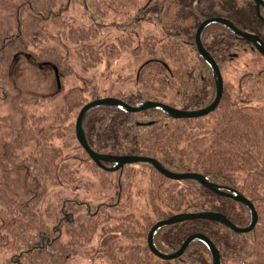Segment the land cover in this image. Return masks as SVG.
<instances>
[{"label":"trees","instance_id":"trees-1","mask_svg":"<svg viewBox=\"0 0 264 264\" xmlns=\"http://www.w3.org/2000/svg\"><path fill=\"white\" fill-rule=\"evenodd\" d=\"M74 6L82 12L71 17ZM0 11L11 14L0 19V89L2 100L17 111L0 116V184L8 191L0 193V251L10 255L2 264H70L80 254L98 260L102 255L87 248L99 232L104 253L112 250L105 253L104 264H213L210 249L200 240L176 259L157 257L147 242L151 228L178 213L205 211L222 213L244 228L251 222L249 209L196 180L170 179L147 162L127 164L118 171L100 167L76 136L79 111L101 97L99 85L89 78L68 88L64 77L75 73L72 47L83 70L125 54L143 56L133 89L117 97L130 105L151 100L180 110L203 109L214 100L216 84L212 68L198 51V27L208 18L223 17L264 42V7L260 17L253 0H0ZM142 24L155 26V33L141 37ZM50 27L56 29L54 34ZM108 28L117 32L109 44L100 40ZM202 43L222 74L235 60L249 56L247 71L235 83L224 79L214 111L174 118L157 108L126 112L102 107L85 117V135L97 153L153 157L172 172L200 173L236 189L252 201L259 215L249 232H235L210 219L164 226L155 235L162 252L173 253L188 237L202 233L218 248L221 264H264V55L222 24L208 26ZM13 68L18 70L16 83L26 94L13 96L7 88ZM54 83L56 91L39 96ZM57 96L62 104L52 116L23 110ZM208 124L215 130L213 138L194 139L192 125L208 131ZM70 134L94 163L100 186L116 189L107 202L64 194L66 184L76 180L66 161V150H76L64 145ZM22 166L34 178V185L23 191ZM129 166L148 170L146 214L136 215L126 203L133 177L126 171Z\"/></svg>","mask_w":264,"mask_h":264},{"label":"rangeland","instance_id":"rangeland-1","mask_svg":"<svg viewBox=\"0 0 264 264\" xmlns=\"http://www.w3.org/2000/svg\"><path fill=\"white\" fill-rule=\"evenodd\" d=\"M16 1L19 2L20 0ZM81 12L82 10L80 9V7L78 9L77 6H74V8L70 9L69 14L71 17H73L74 15L77 16ZM10 17L11 14L0 11V19ZM107 19L112 20V17H109ZM49 30L50 32H52V34H54V32L56 31V29L51 27ZM155 31V26L150 24H142L139 29V34L141 37H144L150 34H154ZM116 33L117 32L114 29L108 28V30H104L100 40L104 39L106 40L105 42L109 44L111 40H113ZM100 40L98 39L96 42L100 43ZM52 45L56 46L55 43H52ZM58 48L61 52L65 53V51L61 47ZM144 59L145 57L143 56L135 57L125 54L117 60L114 59L110 60L109 62H103L95 69L83 70L79 64L78 58L74 54L72 47L70 61L74 66L75 73L74 75L64 77V85L68 88L72 86H78L82 84L83 79L92 78L93 82L99 85L98 87L101 93L100 98L117 97L118 93H129L133 89L136 70ZM249 63V56L243 57L240 60H235V62H233L225 70L223 74L224 79L227 82L235 83L237 78L242 75L244 71H247V66ZM13 69L14 70L10 76V79L6 81L7 88L12 90L13 96L26 94V92L22 91L16 83L18 70H16L15 68ZM56 90L57 86L54 83L50 87H47L45 88V90L39 92V96L54 92ZM33 95L36 97V94L34 92ZM3 96L4 95L2 93V90L0 89V116L16 114L17 111L13 107V105H11L8 101L2 100ZM61 104L62 99L60 96H57L51 102H45L40 107L39 105L37 107L29 106L25 107L23 110L25 112H28L27 110H37L39 113H44L48 116H52L53 114H55V112H57V110H59ZM211 125H209L210 130L208 131L199 130L198 128H194V125H192L190 131L194 139H201V137H204L205 139L213 138V131L215 130L213 129V127H210ZM65 141V146L69 145V147L73 146L75 148L77 145L75 137H73V135L71 134L66 136ZM29 149L30 146L27 148V150ZM75 149L76 150H66V154L68 155L66 161L68 163V166L75 171L76 180L74 183L66 184L67 190H65L64 194L75 197L76 199L79 198L81 200H92V202L96 204L107 202L112 194V190L115 191L116 189L100 186L98 177L99 172L96 169L94 163L90 161L89 158H86V156L82 154L81 150H79L78 147H76ZM126 171L133 172V177L130 175L132 178V183L129 184L130 196L129 199L126 200L129 210L134 212L136 215L146 214L149 211L147 197L149 194L150 184L149 177L146 173L148 172V170L145 167L129 166L128 168H126ZM19 176L22 179L21 191L27 188V186L31 187L34 185V178L29 176L28 171L25 167H20ZM0 193H8L6 186H4L3 184H0ZM99 237L100 232L99 234H97V237L93 240V242L88 246L87 249H90L91 251L93 250V253H100L103 258L93 260L80 254L73 257L70 261V264H104L105 260L107 261V256H105L107 254L105 253L109 254L112 250H107V252L104 253V249L100 246L101 239ZM9 256L10 255L7 251H0V264H2L5 258ZM97 256L98 254L94 255V257Z\"/></svg>","mask_w":264,"mask_h":264},{"label":"water","instance_id":"water-1","mask_svg":"<svg viewBox=\"0 0 264 264\" xmlns=\"http://www.w3.org/2000/svg\"><path fill=\"white\" fill-rule=\"evenodd\" d=\"M256 3V9L258 16H261L260 9L264 7L263 0H253ZM212 24H222L226 26L230 31H232L235 35L242 37L243 39L252 42L256 49L264 55V42L263 40L254 33H250L247 31H241L238 29L229 19L223 17H212L208 18L201 23L196 31V44L198 47L199 54L205 61L209 64L212 68L213 77L216 84V95L214 100L210 105L203 109L199 110H180L177 108L172 107L166 103L157 102V101H144L137 105H130L125 102L123 99L118 97H105V98H97L89 101L86 103L81 110L76 119V136L84 148V150L89 154L92 160L98 164L103 169H107L110 171H118L123 168L127 164L138 163V162H147L152 164L159 172H161L166 177L173 179V180H188L193 179L201 183L203 186L210 188L211 190L219 193L220 195L230 197L236 201L243 203L251 213V222L247 227L241 228L233 224L224 214L219 212H201V213H178L173 215L170 218L159 220L156 222L153 227L151 228L148 234V246L150 250L159 258L165 260L176 259L180 257L190 246V244L196 240H200L204 242L207 247L210 249L212 256H213V264H221V257L218 248L215 244L204 234L202 233H195L188 237L182 244V246L173 253H165L162 252L155 244V234L158 230H160L164 226H168L171 224H176L179 222L193 220V219H210L216 222H220L223 225L229 227L231 230L235 232H249L255 228L258 223L259 215L256 211V208L252 201L242 195L239 191L229 187H222L214 182H212L206 176L196 173V172H187V173H176L166 169L160 162H158L153 157L147 156H137V155H104L97 153L91 149L88 144L85 130H84V123L85 117L89 112L94 109L102 108V107H109L115 106L118 107L126 112H140L148 108H157L163 110L165 113L169 114L171 117L174 118H188V117H197V116H204L208 115L212 111L216 109L218 104L221 101L223 90H224V79L222 72L218 63L214 60L212 55L205 49L202 43V35L204 30L212 25ZM103 161H108L113 164L112 167H107L103 164Z\"/></svg>","mask_w":264,"mask_h":264},{"label":"bare ground","instance_id":"bare-ground-1","mask_svg":"<svg viewBox=\"0 0 264 264\" xmlns=\"http://www.w3.org/2000/svg\"><path fill=\"white\" fill-rule=\"evenodd\" d=\"M168 115H169V114H168ZM169 116H170V115H169ZM103 162H104V161H103ZM106 162H108V161H106ZM110 163H111V162H110ZM158 231H159V230H158ZM158 231H157V232H158ZM157 232H156V233H157ZM155 235H156V234H155ZM147 242H148V237H147Z\"/></svg>","mask_w":264,"mask_h":264}]
</instances>
